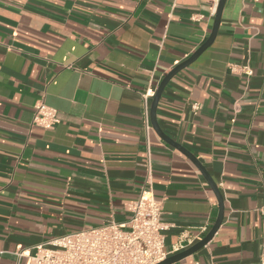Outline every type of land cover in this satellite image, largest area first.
I'll use <instances>...</instances> for the list:
<instances>
[{
    "label": "crops",
    "instance_id": "1",
    "mask_svg": "<svg viewBox=\"0 0 264 264\" xmlns=\"http://www.w3.org/2000/svg\"><path fill=\"white\" fill-rule=\"evenodd\" d=\"M213 9L211 0H0V264H27L55 236L125 223L149 189L162 201L166 252L208 233L218 199L149 113L163 77L208 38ZM245 63L249 77L229 70ZM40 100L57 110L53 128L32 123ZM156 120L205 167L224 206L211 240L172 264H260L264 0H225L212 44L169 80Z\"/></svg>",
    "mask_w": 264,
    "mask_h": 264
},
{
    "label": "built area",
    "instance_id": "2",
    "mask_svg": "<svg viewBox=\"0 0 264 264\" xmlns=\"http://www.w3.org/2000/svg\"><path fill=\"white\" fill-rule=\"evenodd\" d=\"M211 3L214 15L218 0H211ZM229 70L246 77L253 74L247 63L229 65ZM147 96H144V119L146 129H149ZM192 109L197 110L198 104L193 103ZM58 122L55 108L42 100L35 104L34 125L50 129ZM129 210L130 216L125 223L111 219L102 225L55 236L36 245L33 253L28 255L27 264H157L169 255L185 250L195 240L188 237L172 245L170 251L164 250L163 231L166 227L160 220L163 205L150 189L143 190ZM199 231L206 234L208 228L203 225ZM208 264L218 263L211 261ZM260 264H264V242Z\"/></svg>",
    "mask_w": 264,
    "mask_h": 264
},
{
    "label": "water",
    "instance_id": "3",
    "mask_svg": "<svg viewBox=\"0 0 264 264\" xmlns=\"http://www.w3.org/2000/svg\"><path fill=\"white\" fill-rule=\"evenodd\" d=\"M225 0H218L215 16L213 20V25L211 32L208 36V38L184 61L180 62L176 66H174L161 80L159 83L157 89L155 90V93L152 97L151 103H150V122L155 130V132L158 134V136L163 139L165 142L170 144L171 146L178 149L180 152H182L186 157L190 159V161L199 169V171L202 173L204 178L206 179L207 183L209 184L210 188L216 195L218 202H219V211L218 215L216 217L215 223L212 225L211 229L208 231V233L198 242L193 244L192 246L188 247L187 249L180 251L178 253L172 254L168 256L163 261L157 263V264H172L176 261L181 260L182 258H185L199 249H201L205 244H207L211 238L213 237L214 233L217 231L218 227L222 223L223 220V212H224V206H223V199L222 195L219 191V188L217 184L213 181V179L209 176L208 172L206 171L205 167L193 156L189 151H187L185 148H183L179 143H176L172 139H170L159 127L157 120H156V107L159 101V98L162 94L163 89L169 82V80L176 75L177 72H179L181 69L187 67L190 65L193 61H195L213 42L218 27L219 22L221 18L222 9L224 6Z\"/></svg>",
    "mask_w": 264,
    "mask_h": 264
}]
</instances>
